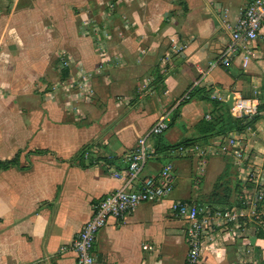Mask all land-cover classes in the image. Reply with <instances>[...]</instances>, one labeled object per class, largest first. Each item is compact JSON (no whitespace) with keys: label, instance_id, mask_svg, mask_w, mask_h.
Instances as JSON below:
<instances>
[{"label":"crops","instance_id":"1","mask_svg":"<svg viewBox=\"0 0 264 264\" xmlns=\"http://www.w3.org/2000/svg\"><path fill=\"white\" fill-rule=\"evenodd\" d=\"M108 3L115 12L99 50L80 24L104 20ZM245 5L246 0H0V161L18 158L26 167L0 171V264H76L74 254L61 248L91 218L96 201L127 184L128 155L165 110L172 113L170 128L149 137L150 158L141 177L156 176L171 163L175 189L124 219L111 218L98 234L95 254L102 264H185L184 223L171 214L173 202L221 206L244 185L232 155L190 157L168 149L200 136L196 126L212 118L213 101L232 100L234 106L243 100L264 109V26L248 55L214 65L228 43L227 26L239 22ZM172 38L185 43L183 51L171 52ZM61 52L75 61L70 72L60 66ZM80 69L91 73L95 97L78 102L79 112L71 114L63 98L47 94ZM188 90L190 100L175 108ZM238 133L251 151L250 162L264 170V118ZM88 144L94 146L90 159L100 161L88 168L71 164ZM144 244L153 249L144 250ZM241 261L228 237L216 248L207 242L201 264Z\"/></svg>","mask_w":264,"mask_h":264},{"label":"built area","instance_id":"2","mask_svg":"<svg viewBox=\"0 0 264 264\" xmlns=\"http://www.w3.org/2000/svg\"><path fill=\"white\" fill-rule=\"evenodd\" d=\"M102 21L86 18L81 21V33L85 37L95 38L99 50L104 49L103 38L109 35V22L115 12L113 3L106 4ZM264 26V0H246L241 19L233 26H227L229 40L214 65L228 66L237 57L248 55L258 41ZM171 52L183 51L185 43L177 38L170 40ZM58 61L63 70L69 71L75 65L73 58L61 52ZM192 90L180 97L175 108L190 100ZM51 100L63 98L66 109L71 114L79 112L77 103L90 102L95 97L91 73L86 69L77 70L53 85L47 94ZM231 112L241 118L256 114L253 102L237 101ZM171 111H163L151 126L147 135L142 136L134 150L128 155L127 184L110 192L93 204L91 218L83 225L69 245L61 248V253L72 252L76 264H102L95 254L98 234L111 218L124 219L143 203H157L168 198L175 189L176 176L173 164H167L161 172L143 179V170L150 158L149 137H159L167 132L171 124ZM216 151L232 155L236 163L243 190L235 195L232 206L220 207L208 203L179 200L173 202L171 214L184 223V237L188 252L185 264H201L205 244L213 248L225 243L228 237L235 245L243 261L238 264H259L263 253L258 247L259 235L264 233V170L250 162L251 151L245 147V138L237 132L226 138H217L208 144H192L171 149L174 155L190 157L208 156ZM91 151L85 155L90 160ZM107 166H110L109 164ZM117 173V172H116ZM144 250H152L150 244L143 245Z\"/></svg>","mask_w":264,"mask_h":264},{"label":"trees","instance_id":"3","mask_svg":"<svg viewBox=\"0 0 264 264\" xmlns=\"http://www.w3.org/2000/svg\"><path fill=\"white\" fill-rule=\"evenodd\" d=\"M200 91V90H197ZM204 98L210 100V95L207 93V91H204ZM214 105V112L212 115V118L210 120H202L198 123L196 126V129L199 133V137L195 140H186L183 141L177 145L172 146L168 149H176L181 146H190L192 144H208L212 141L214 138H226L229 134L233 132H242L248 127H253L255 123L264 118V113L260 114L261 111H264L263 108H259L257 111V114L254 116L249 117H241L236 118L233 116L231 109L229 106L223 102L219 101H213ZM191 142V143H190ZM93 144H88L84 146L69 162L71 164L78 163L82 168H88L94 165L95 163L100 161V157L97 158V160H85V155L87 152L91 151L93 148ZM52 153L51 151H36V155H46ZM108 163L111 161L107 158H104ZM64 161V160H63ZM109 163V165H110ZM12 167H18L20 169H26L22 168L19 164L18 158H15L13 160H7V161H0V171L8 170ZM231 194L229 192V196L227 197V201L224 203H221L220 207H229L232 206V201L230 200ZM260 241L258 243L259 249H261L263 253V259L260 264H264V233H261L259 235Z\"/></svg>","mask_w":264,"mask_h":264},{"label":"water","instance_id":"4","mask_svg":"<svg viewBox=\"0 0 264 264\" xmlns=\"http://www.w3.org/2000/svg\"><path fill=\"white\" fill-rule=\"evenodd\" d=\"M227 105H229L230 109H232V108H233V105H232V100H230V102H229V103H227Z\"/></svg>","mask_w":264,"mask_h":264},{"label":"rangeland","instance_id":"5","mask_svg":"<svg viewBox=\"0 0 264 264\" xmlns=\"http://www.w3.org/2000/svg\"><path fill=\"white\" fill-rule=\"evenodd\" d=\"M260 263H261V262H260ZM260 263H259V264H260Z\"/></svg>","mask_w":264,"mask_h":264}]
</instances>
